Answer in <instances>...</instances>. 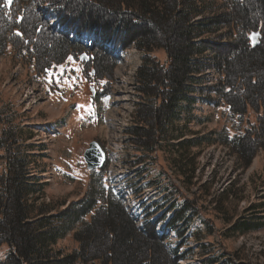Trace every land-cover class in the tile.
Segmentation results:
<instances>
[{"label":"trees","instance_id":"1","mask_svg":"<svg viewBox=\"0 0 264 264\" xmlns=\"http://www.w3.org/2000/svg\"><path fill=\"white\" fill-rule=\"evenodd\" d=\"M3 1L0 0V53L17 41L21 51L28 53L30 61L35 60L38 67H56L82 53V47L69 40L68 35L54 34V25L50 29L45 27L33 8L37 0H12L9 9L2 5ZM41 2L67 23L69 29L88 31L99 39L101 46L90 53L95 78L111 74L117 64L115 48L124 51L133 46L141 53L134 75L138 101L133 122L127 127V134L133 137L130 141L133 139L137 149L145 154L138 159L143 160L162 147L175 149L177 155L171 163L175 175L181 178V187L190 191L191 187L198 186L200 198L218 206V213L229 226L223 238L245 235L263 227L252 215L237 218L231 210H226L225 200L235 195L231 192L232 186L217 194L212 182L200 184L201 169L196 158L200 149L209 143L207 137L185 139L184 136L192 106L207 102L201 97L207 88L203 80L208 70H214L220 85L229 89L225 98L238 111L236 113L248 114L243 136L231 139L228 144L225 140L223 144L229 145V151L243 166L259 151L264 153V0ZM18 18H21L19 24ZM15 29L22 37L13 34ZM252 31L261 34L260 43L255 47L248 41ZM159 50L165 56L164 63L152 54ZM23 59L27 57L24 55ZM250 110L253 116L249 115ZM9 113L0 105V120H7L4 126L0 123V247L7 249L0 257V264H74L89 260L105 264H175L177 259L196 254L195 248L190 246L182 253L178 250L184 245L183 237L191 221L203 217L197 204L172 183L173 189L166 187L161 191L165 210L159 218L164 220L166 212L173 210L166 226L176 231L179 240L171 251L162 243L165 238L154 232L155 224L148 223L141 231L134 228L121 202L104 191L99 178L77 200L40 202L44 185L32 175L35 168H32L35 162L32 152L39 147L28 143L33 138L32 131L27 135L28 131L19 124L12 125L15 115ZM191 147H197L194 156L190 153ZM160 172V175L165 174ZM175 193L181 197L180 201L174 202ZM97 203L103 205L95 210ZM94 210L91 221L83 223V218ZM217 210L212 209L216 214ZM247 210L259 214L264 210V202ZM79 224L82 237L73 233L72 239L77 245L71 253L64 254L57 248V242ZM211 225L207 223L208 230ZM183 230L184 233H180ZM193 234L200 264L230 263L231 259L222 260L226 255L213 254L210 244L200 243L204 238L200 231Z\"/></svg>","mask_w":264,"mask_h":264},{"label":"rangeland","instance_id":"2","mask_svg":"<svg viewBox=\"0 0 264 264\" xmlns=\"http://www.w3.org/2000/svg\"><path fill=\"white\" fill-rule=\"evenodd\" d=\"M3 2L5 5L9 4L7 0ZM37 2L42 4L40 0ZM33 8H35L34 3ZM226 39L224 38V41H227ZM10 41L14 40L10 39ZM14 44L12 46L14 49L8 46L6 52L0 53V105L4 112L10 111L15 115L12 125L19 124L22 129L28 131H26L27 135L32 131L33 138L28 143L39 147L34 148L32 152L35 155L32 166L35 168L32 175L44 185L40 202L67 203L77 200L84 195L92 183L97 182V178L100 179L104 191L111 192L107 172L112 176L115 193H119L122 189L121 181H117L114 176L116 177L118 173L130 175L132 172L129 171L132 167L144 164V167L149 168L147 174L143 173L145 183L149 182L146 186L159 191L149 195V208H145L149 214L165 206L161 191L166 187L173 189L172 183L186 195V198L197 204L198 212L203 217L191 221L184 237L182 235L186 239L184 245L178 250L182 253L190 246L195 248L196 254L177 259L175 264H200L197 257V242L193 234L196 231H200L201 236L204 237L200 243L210 244L213 254L226 255L222 260L231 259L229 264H264V226L245 235H227L223 238L229 226L218 213V206L211 205L205 198H200L198 186L191 187L190 191L181 187V178L175 175L171 163L177 155L175 149L166 150L162 147L155 153H149L148 157L143 159L144 161L138 159L145 154H141L133 139V142L130 141L133 137L124 134L125 126L133 122L138 101L137 99L135 101L133 97L136 92L134 75L141 62V53L135 47L130 46L122 51L111 74L104 78L99 76V80L103 82L91 86L93 83L88 82V72H84V77H81L80 72L83 69L76 63L66 67L70 72L68 74L57 71L50 72L45 77L38 75V72L42 74L45 71H41L44 67L36 70L34 61H30L28 53L21 51L17 41ZM152 54L162 63L165 62V56L161 50ZM24 55L27 59H23ZM213 71L208 70L207 77L203 80L207 88L202 92L201 97L207 102L192 106L191 119L184 138L207 137L208 146L201 148L200 155L196 158L201 169L200 184L212 182L217 194L226 192L232 186L231 192L235 195L225 200L226 210H231L237 218L252 215L254 217L251 216V218L264 225V210L259 214L253 213V210H247L252 205L264 202V153L259 151L247 166H243L238 157L229 151V145L223 144L225 140L228 144L231 139L243 136L248 126L246 121L248 114L236 113L238 111L225 98L229 89L220 85L219 76ZM90 88L93 94L95 93L93 97L89 96ZM64 95L67 97L66 101ZM249 115L253 116L252 110L249 111ZM0 123L4 126L7 120H0ZM92 141L106 147L112 156L111 163L109 161L102 169L103 171H89L85 167L83 152ZM197 151V147L190 149L192 156ZM1 161L2 159H0V169ZM160 171H164L165 174L160 175ZM92 187L96 189L95 185ZM176 195L178 194L175 193ZM175 198L174 202L181 199L180 196ZM115 199L119 198L115 196ZM119 200L124 205L128 219H131L125 201ZM221 202L220 200L218 205ZM100 205L103 204L97 203L95 210L101 207ZM154 205L156 207H153ZM214 207L217 214L212 211ZM95 210L83 218V223L91 221ZM147 210L143 216L142 227L134 222V228L137 231H141L148 224H144V221L152 219ZM172 212L173 210L166 212L165 217L169 218ZM207 223L213 225L209 230ZM180 226L181 223H179ZM157 227L160 228V225H156L154 229L156 235L159 234ZM81 231L82 227L79 224L74 231L68 233L67 237L57 242V248L62 249L64 254L71 253L77 245L72 235L76 233L77 236L82 237ZM163 231L168 233L166 237L169 239L162 243L171 251L179 240L178 235L170 228L160 230V232ZM208 231L211 234H208ZM180 233H184V230ZM6 253L7 249L0 247V257ZM74 264H105V262L89 260Z\"/></svg>","mask_w":264,"mask_h":264},{"label":"water","instance_id":"3","mask_svg":"<svg viewBox=\"0 0 264 264\" xmlns=\"http://www.w3.org/2000/svg\"><path fill=\"white\" fill-rule=\"evenodd\" d=\"M260 34L258 32H252L250 34V43L254 47L259 44ZM86 59L85 56L80 58V61ZM83 158L88 170H94L103 166L105 155L100 145L96 141L90 142L89 146L83 153Z\"/></svg>","mask_w":264,"mask_h":264},{"label":"flooded vegetation","instance_id":"4","mask_svg":"<svg viewBox=\"0 0 264 264\" xmlns=\"http://www.w3.org/2000/svg\"><path fill=\"white\" fill-rule=\"evenodd\" d=\"M36 39V38H35ZM34 39V40H35ZM34 64H35V68H36V70L39 68L37 65H36V62H35V60H34ZM52 66L53 65H51V66H48L49 68H46V67H44V68H42V70L41 71H44V72H42V74H40V72H38V75H42V76H48V73L50 74V72H52V70H51V68H52ZM59 71H60V69H59ZM61 72V71H60Z\"/></svg>","mask_w":264,"mask_h":264},{"label":"snow or ice","instance_id":"5","mask_svg":"<svg viewBox=\"0 0 264 264\" xmlns=\"http://www.w3.org/2000/svg\"><path fill=\"white\" fill-rule=\"evenodd\" d=\"M7 2H8V3H11V2H12V0H7Z\"/></svg>","mask_w":264,"mask_h":264},{"label":"bare ground","instance_id":"6","mask_svg":"<svg viewBox=\"0 0 264 264\" xmlns=\"http://www.w3.org/2000/svg\"><path fill=\"white\" fill-rule=\"evenodd\" d=\"M124 101V100H123ZM126 103L128 102V101H125ZM126 105V104H125ZM132 123V122H131ZM122 125V124H121Z\"/></svg>","mask_w":264,"mask_h":264}]
</instances>
